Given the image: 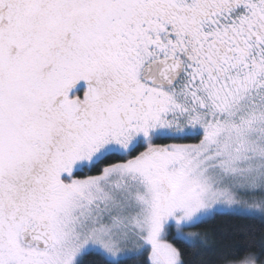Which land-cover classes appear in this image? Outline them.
Segmentation results:
<instances>
[{"label":"snow or ice","instance_id":"snow-or-ice-1","mask_svg":"<svg viewBox=\"0 0 264 264\" xmlns=\"http://www.w3.org/2000/svg\"><path fill=\"white\" fill-rule=\"evenodd\" d=\"M0 264H264V0H0Z\"/></svg>","mask_w":264,"mask_h":264},{"label":"trees","instance_id":"trees-1","mask_svg":"<svg viewBox=\"0 0 264 264\" xmlns=\"http://www.w3.org/2000/svg\"><path fill=\"white\" fill-rule=\"evenodd\" d=\"M233 226H245L249 229H258L261 226L258 223L250 222V221H228L225 219L217 220L216 222H213L212 224L203 226L201 229H198V231H204L208 229H216L217 232H223L225 229H231ZM190 255V251L186 250V257Z\"/></svg>","mask_w":264,"mask_h":264}]
</instances>
